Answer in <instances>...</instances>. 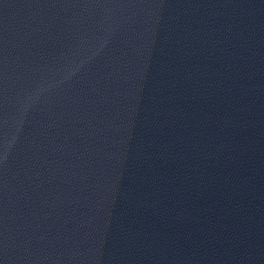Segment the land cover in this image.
I'll return each instance as SVG.
<instances>
[{
    "label": "water",
    "instance_id": "obj_1",
    "mask_svg": "<svg viewBox=\"0 0 264 264\" xmlns=\"http://www.w3.org/2000/svg\"><path fill=\"white\" fill-rule=\"evenodd\" d=\"M0 264H264V0H0Z\"/></svg>",
    "mask_w": 264,
    "mask_h": 264
}]
</instances>
